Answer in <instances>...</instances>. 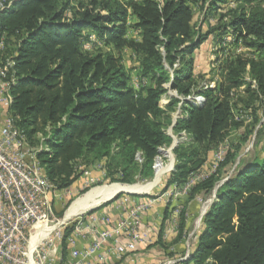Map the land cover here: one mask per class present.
I'll return each mask as SVG.
<instances>
[{"label":"trees","instance_id":"16d2710c","mask_svg":"<svg viewBox=\"0 0 264 264\" xmlns=\"http://www.w3.org/2000/svg\"><path fill=\"white\" fill-rule=\"evenodd\" d=\"M260 2H15L0 16V31L7 37L5 56L12 57L17 77L10 107L56 190L68 188L82 173L80 168L100 162L102 181L132 185L150 180L158 149L171 142L165 128L171 120L168 113L178 102L173 99L166 108L160 104L164 85L178 95L190 94L203 80L193 74L191 55L214 31L221 36L229 31L235 41L241 39L260 57L238 56L218 66L217 84L196 90L203 102L188 104L187 118L176 122L174 130H184L191 139L173 148L175 164L162 192L172 185L181 189L191 174L209 171L219 146L224 158L215 172L187 190L183 203L168 200L162 224L176 210L172 244L185 239L191 202L214 190L215 197L193 236L195 247L179 264H264V157L246 162L245 152L242 155L251 128L260 120L253 119L241 140L225 142L227 133L241 125L232 108L236 91L245 87L254 103L264 101V8ZM192 4L204 8L207 17L225 8L217 19L223 24L203 34L195 32ZM129 29L135 38L128 37ZM84 32L87 37L95 35L107 49L83 51ZM125 49L139 56L137 79L150 80L139 90L129 84L122 62ZM175 63H179L176 68ZM247 67L249 81L244 79ZM71 230L72 226L66 227L64 235ZM66 248L62 242L63 257Z\"/></svg>","mask_w":264,"mask_h":264},{"label":"built area","instance_id":"2783aa9c","mask_svg":"<svg viewBox=\"0 0 264 264\" xmlns=\"http://www.w3.org/2000/svg\"><path fill=\"white\" fill-rule=\"evenodd\" d=\"M17 1L0 0V16ZM90 39L100 41L93 34ZM6 47V34L0 31V264H110L135 252L138 244L149 243L151 225L145 222L142 212L152 201L135 204L114 221L107 215L99 219L95 216L85 219L88 213H80L75 215L73 222L60 228L57 225L64 220L50 226L54 218L52 199L56 200L61 195L47 178L36 157V150L29 146L25 131L16 124L12 114L11 87L15 85L17 77L12 57L5 56ZM177 66L178 63H175L174 68ZM208 86L213 88V83ZM166 95V100L160 99L161 105L167 103L170 97L179 99V102L171 125L165 129L171 142L168 148L160 147L159 154L170 153L178 144L191 139L184 130L174 132V126L178 120L187 118L188 104L199 105L204 100L202 95L178 96L175 90H169ZM213 157L214 163L209 171L191 174L181 189L172 185L170 190L163 192L164 196L172 200L174 195H184L192 185L215 172L218 162L224 158L222 146L213 152ZM172 165L166 168L158 155L152 166L155 176L160 168L163 170L158 178L165 170L168 175ZM96 167L101 168L104 174L103 164ZM177 197L173 199L174 203ZM214 197L207 202V206ZM69 226H72V230L65 236L64 230ZM62 242L67 247L65 257L62 255ZM188 254L186 252L180 258L169 259L162 264H179L188 258Z\"/></svg>","mask_w":264,"mask_h":264},{"label":"rangeland","instance_id":"374dc122","mask_svg":"<svg viewBox=\"0 0 264 264\" xmlns=\"http://www.w3.org/2000/svg\"><path fill=\"white\" fill-rule=\"evenodd\" d=\"M260 5L264 8V0H261ZM230 6H232L231 3L228 5H225V8L230 7ZM225 8L218 11L217 13H215L214 11H211L212 12L211 15L209 14L207 17L205 16L206 12L205 10H203L204 8H201L199 5L194 4L193 5L194 31L197 33L199 32L203 34L211 27L214 28L218 26L219 24H223V21L218 22L217 19L221 12L226 11ZM129 20L132 21L133 19L130 17ZM219 32L220 31L216 30L213 33H211L208 36L209 39H206L191 55V58L193 60V65H192L193 74L194 76H202L203 80L198 82V85L192 89L190 94H196V90L198 89L210 88L208 86L210 83H213V87H214L217 84V80L220 78L219 76L220 70L218 69V66L225 64L227 60H231L238 56L241 58H255V59L260 57V53L257 50L246 47L241 39L239 41H235L229 31L223 34L222 36ZM85 34L87 33L86 32L83 33L84 38H86L84 39L83 44H82L83 51L92 53L97 50L104 51L107 49V47L104 46V44L101 41L97 42L95 40H91L90 35L87 37V35ZM135 36H136L135 32H133L132 29H129L128 37L135 38ZM122 62L129 73V76H130L129 84L131 87H133L136 90H139L142 85H145V83L147 85L150 84L149 82L150 80L146 79L144 81L143 80L140 81L139 79H137L138 78L137 68L139 64L138 55L134 54L129 49H125L122 54ZM212 64H214L215 66L213 67ZM178 66H179V63H178ZM248 71H249V67L246 68V71L244 73V79L246 81L250 80ZM165 86H166V91L161 96V98L164 100H166L165 96H167L166 95L167 92L169 90H172L169 88V85L167 83L165 84ZM178 96H181V95H178ZM173 99H176L179 102V99L175 97H170L169 101L165 104H162V106L166 108L172 102ZM178 102L176 103L174 110L168 113L171 120L165 129H167L172 123L174 113L176 112L178 108L177 107ZM232 108H233V114H234L235 120L237 119V121L240 122L241 125L237 128L231 129L227 133L225 142L235 143L241 140L242 133L245 132L246 128L247 129L251 128V123L253 122V119L257 118L260 120V122L257 124H254V127L251 128L252 131L250 135L248 136L247 142L245 145H243L242 155L245 152V154L243 155V160L246 162L251 161L254 158H257V159L263 158L264 157V101L261 104H259L258 102L254 103L253 100L249 98V94L245 92V87H243V91L241 89V90L236 91V93L234 94ZM240 116H243V117L240 119ZM260 124H262V126ZM166 147L168 148V146ZM172 150H170L171 151L170 153L162 152L159 155L162 158V161L165 164L166 168L169 167L168 165L173 164L172 165V170H173L174 164H175V158L172 153ZM160 169L162 172L163 169L162 168ZM80 170L83 171L84 169L80 168ZM158 171L159 170H157V176H155V171H154V175L150 180H147L142 183H136L134 185L147 186L148 188L141 191L142 193L146 192L150 196L154 194L161 195L163 198H165V201L167 202L168 200L167 197L164 196L163 192L161 191L164 188L163 183L165 182H163V180L165 179V176L167 175V171L165 170L164 171L165 173H163L159 178H158ZM229 171L231 170L229 169ZM112 184H119L122 186H127L125 184L111 183L107 180L102 181V179H100V180H97L96 182H93L87 185L82 184L75 194H66V196L62 199L58 198L55 200L53 198L52 199V203H53L52 210H53L54 218L52 219L50 226L51 227L55 226L63 219L65 211L71 205V203L75 201L77 198L84 195L85 193H87L93 188L108 186ZM170 189H171L170 187L167 188V191ZM121 194L123 195L127 193H123L122 191ZM213 195L215 196L214 190H212L209 195L205 196V198H202V200H199L197 197L195 198L194 201L191 202L192 205L190 206L189 212H188V216L191 215L189 218V227H190L189 231L192 232V231H196L200 229L201 217L206 212L208 208L207 202L210 201L211 198H213ZM176 197L177 196L174 195V198ZM173 199L171 201H173ZM177 199H178L177 200L178 203H181V202L183 203L184 195L177 197ZM93 210H95V208L94 209L89 208L86 211L82 212V214H87ZM75 217L76 216L74 215L70 219L65 220V222L57 225V228H60L61 226L65 224L73 222ZM191 239L192 238L189 239L190 242H191Z\"/></svg>","mask_w":264,"mask_h":264},{"label":"crops","instance_id":"0c3cea01","mask_svg":"<svg viewBox=\"0 0 264 264\" xmlns=\"http://www.w3.org/2000/svg\"><path fill=\"white\" fill-rule=\"evenodd\" d=\"M99 164H103V162L85 167L79 177H77V179L74 180V182L68 188L58 191V195H61L59 199L64 198L66 194H75L82 184L93 183L97 180L102 179V175H104L102 174V169L96 167L99 166ZM164 181L165 179L163 180V182ZM120 195H118L116 198L114 197L115 199L113 200L111 199L112 201L109 200L99 206H93L95 207V210L85 215V219L90 216H95L99 219V217H102V215H107L114 221L123 216L124 212H126L135 204L152 201L151 205L142 212V216L145 222H148V224L151 225L152 234L149 243L138 244L137 250L135 252L124 255L118 260H113L110 264H162L166 260L177 257L180 258L181 256L185 255L186 252L190 253L193 250V248L195 247L193 236L199 229L192 232L189 231L185 239L178 241L174 245L172 244L175 238L178 216L177 212L173 211L169 214L168 219L165 220L162 224V217L167 203L165 201V198L157 194L150 196L146 192L141 194ZM190 216H188V219L190 218ZM161 228V236H159V231L161 230ZM190 238H192L191 242L189 241ZM159 239L161 240L158 241ZM163 245L167 247L163 248ZM186 264L193 263L190 261Z\"/></svg>","mask_w":264,"mask_h":264},{"label":"bare ground","instance_id":"6f19581e","mask_svg":"<svg viewBox=\"0 0 264 264\" xmlns=\"http://www.w3.org/2000/svg\"><path fill=\"white\" fill-rule=\"evenodd\" d=\"M158 175L161 173V169H158ZM147 186H138V185H127L122 186L119 184H112L108 186H102L93 188L80 196L77 200L73 201L71 205L65 211L64 217L62 220H67L73 217L74 215L80 214L87 209L93 208L97 204H100L102 201L109 199L114 194L118 192H138L142 193L141 191L147 189ZM209 202V201H208ZM60 223V222H59Z\"/></svg>","mask_w":264,"mask_h":264},{"label":"water","instance_id":"95a60500","mask_svg":"<svg viewBox=\"0 0 264 264\" xmlns=\"http://www.w3.org/2000/svg\"><path fill=\"white\" fill-rule=\"evenodd\" d=\"M121 193H122V192H118V193L114 194L111 198L102 201L100 204H98V205H96V206H99V205H101V204H103V203H105V202H107V201L113 199L115 196H117L118 194H121ZM123 193H127V194H141V193H138V192H123ZM96 206H95V207H96ZM95 207H93V208H95ZM93 208H91V209H93Z\"/></svg>","mask_w":264,"mask_h":264}]
</instances>
